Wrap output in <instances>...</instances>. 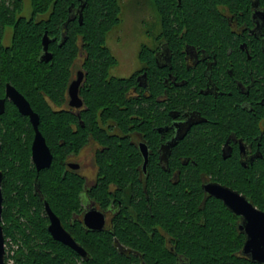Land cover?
<instances>
[{"label": "trees", "instance_id": "obj_1", "mask_svg": "<svg viewBox=\"0 0 264 264\" xmlns=\"http://www.w3.org/2000/svg\"><path fill=\"white\" fill-rule=\"evenodd\" d=\"M29 1L31 11L27 16L22 14L24 0H0V96H4L6 82L25 96L39 114L38 126L53 160L49 167L35 169L31 161L33 127L28 117L6 100L0 114L2 225L8 247L5 261L12 258L15 264H260L242 253L245 234L238 229V216L221 200L203 191L202 171L198 168L196 172V166L183 171L176 183L163 172L153 170L147 189L139 185L135 169L139 155L125 140L117 142L113 129L117 123L122 132L127 131L131 122L143 126L142 120L148 113L145 98L127 97L131 84L137 85L134 75H110L117 58L106 45V36L121 21L120 1L85 0L81 22L79 16L72 19L68 10L77 0ZM148 1L159 20L157 44L165 40L171 52H180L186 46L203 47L218 53L222 60L226 51H238V37L228 31L226 12L233 17L242 16V22L249 24L252 2L257 1L264 11V0ZM6 28H11L9 44L3 43ZM45 32L53 38L48 44L53 56L47 62L40 59ZM80 55L86 74L79 94L86 108L78 116L64 106ZM152 55L153 49L141 45L138 56L148 69L149 83L156 92L160 90L162 69L156 67ZM259 69L260 91L264 95V62ZM150 103L151 107L156 105L154 100ZM226 123L220 124L223 129ZM89 135L104 145L95 156L99 173L90 194L104 205L113 197L109 191L111 184L117 182L121 189L130 191L126 204L131 202L136 219L127 215L121 218L115 232L136 247V252L118 251L111 231H85L81 221L74 219L80 209L84 180L81 174L66 167L65 158L81 148ZM206 138L200 139L195 157L201 166L209 168L216 157L210 154L213 147L206 146ZM191 141L196 142L192 137ZM261 150L263 159L254 170L232 171V185L264 210V137ZM216 172L224 177V172ZM130 180L131 186L127 187L125 183ZM44 201L86 249L85 258L52 237L47 229ZM154 225L170 234H149Z\"/></svg>", "mask_w": 264, "mask_h": 264}, {"label": "flooded vegetation", "instance_id": "obj_2", "mask_svg": "<svg viewBox=\"0 0 264 264\" xmlns=\"http://www.w3.org/2000/svg\"><path fill=\"white\" fill-rule=\"evenodd\" d=\"M83 4H85V0H77V3L70 4L68 10L72 19L79 16ZM256 9L252 6L249 24L242 22L244 19L242 16L233 17L232 14L226 12L228 31L238 37V51H226L223 60L218 53L198 46L192 48L186 46L180 52H171L165 40H160L157 44L156 34L153 36L152 43H144L153 49L154 63L156 67L162 69L160 90L153 91L152 85L149 83L148 69L145 68V64L140 61L138 56L137 68L126 77L134 75L137 85L131 84L127 91V97L129 100L145 98L144 103L148 106V113L142 120L143 126H136L131 122L127 131L124 132L120 131L118 123L113 127L116 129L114 135L117 142L125 140L139 155L135 169L137 170L138 183L143 185L144 189H147L149 174L153 170L163 172L169 181L176 183L183 171L196 166V172L202 171L200 186L207 195L221 200L224 204L222 199L204 190L203 185L209 182L232 188L245 195L232 185L235 180L232 178L234 175L232 171L254 170L257 163L263 159L261 142L264 137V95L260 91L261 76L258 75V71L260 70L259 66L264 62V16L254 13ZM258 9L261 8L258 7ZM254 48L255 51H253ZM79 59L81 61L78 65L77 60ZM83 62L84 58L80 55L75 61L70 83L77 78V73L80 70L83 72L80 84L84 81L86 72L82 67ZM80 84L78 96L82 105L79 107L70 105L67 88V103L64 106L72 109L78 116L80 115L79 111L86 108L85 101L79 94ZM0 97H5V93ZM6 100L11 101L8 98ZM152 100L156 103L153 107L149 105ZM248 117L250 118L249 122ZM225 122L227 123L223 129L220 124H225ZM191 137L196 142L191 141ZM205 137H207L206 146L212 144L213 147L210 149V154L216 157L209 168L201 166L200 161L195 157L201 143L200 139ZM208 139H212V142L210 143ZM182 145L186 149L181 150ZM103 148L104 145L99 140L89 135L81 148L70 152L65 158L66 167L81 174L84 180V188L80 195V209L74 219L81 221L85 231H101L103 229L111 231L113 244L118 251L136 252V247L124 242L116 234L121 218L127 215L130 219L135 220L137 216L131 202L129 205L126 204L127 193L129 194L130 191L127 188L121 189L117 182L111 184L109 191L113 193V197L104 205L90 194L92 188L96 186L99 173V165L95 162V156ZM82 151L83 158H80ZM31 161L35 166L32 153ZM82 168L83 174L80 172ZM216 171L224 172V177ZM206 172L208 173L206 174ZM125 184L130 187L131 180ZM146 200H149V196H146ZM92 209L99 210L104 215V224L101 229H90L84 221L85 213ZM227 209L230 210L228 207ZM237 216V226H239L241 217ZM152 229L149 234H153L155 231L163 236L170 234L168 230L160 226L154 225ZM240 231L245 234L243 230ZM165 242L169 244V241Z\"/></svg>", "mask_w": 264, "mask_h": 264}, {"label": "water", "instance_id": "obj_3", "mask_svg": "<svg viewBox=\"0 0 264 264\" xmlns=\"http://www.w3.org/2000/svg\"><path fill=\"white\" fill-rule=\"evenodd\" d=\"M252 6L256 7L254 13L264 16L262 9H258V2H252ZM84 7V4H83ZM260 8V7H259ZM81 11L79 19L81 20ZM262 16V17H263ZM51 38L45 32L42 36V54L40 59L43 61L51 60L53 54L48 49V44ZM83 72L80 70L77 73V78L74 79L68 88L70 96V105L79 107L82 101L78 96V86L82 80ZM6 98L10 99L18 108V111L29 117L34 129V137L31 145L32 160L35 163L36 169L40 170L49 167L52 162V153L47 145L43 134L39 129V114L33 110L29 101L25 96L12 84L7 83L5 89V97H0V114L5 110ZM77 167V165H74ZM3 172L0 169V264H6L5 261V237L2 225V200L3 193L1 189V180ZM204 190L223 200L224 204L235 214L241 217L239 229L245 232V240L242 247V253L247 255L252 261L264 263V210L257 208L245 195L229 187H224L216 183H205ZM45 212L49 218L47 226L52 237L62 243L70 246L81 257L87 256V251L82 247L63 226L60 218L53 212L48 202L44 204ZM84 221L90 229H101L104 224V215L101 211L92 209L85 213Z\"/></svg>", "mask_w": 264, "mask_h": 264}, {"label": "rangeland", "instance_id": "obj_4", "mask_svg": "<svg viewBox=\"0 0 264 264\" xmlns=\"http://www.w3.org/2000/svg\"><path fill=\"white\" fill-rule=\"evenodd\" d=\"M121 4L120 23L112 28L106 36V45L117 58V63L111 67L110 75L127 77L138 65V52L144 43L150 44L153 36L160 30L156 11L148 0H119ZM30 1L24 0L22 14L29 15ZM11 28H7L4 44H9ZM80 59L77 64H80ZM83 158V151L81 157ZM83 174V168L80 170ZM14 246V245H13ZM7 246L5 249L7 250ZM7 264H15L10 258Z\"/></svg>", "mask_w": 264, "mask_h": 264}, {"label": "built area", "instance_id": "obj_5", "mask_svg": "<svg viewBox=\"0 0 264 264\" xmlns=\"http://www.w3.org/2000/svg\"><path fill=\"white\" fill-rule=\"evenodd\" d=\"M6 264H7V262H6Z\"/></svg>", "mask_w": 264, "mask_h": 264}]
</instances>
